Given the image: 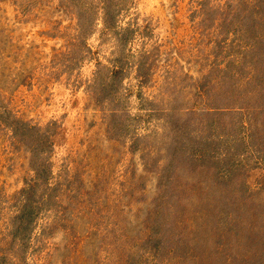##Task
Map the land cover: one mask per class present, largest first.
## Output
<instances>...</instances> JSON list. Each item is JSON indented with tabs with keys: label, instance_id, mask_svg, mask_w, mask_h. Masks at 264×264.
I'll return each mask as SVG.
<instances>
[{
	"label": "rangeland",
	"instance_id": "obj_1",
	"mask_svg": "<svg viewBox=\"0 0 264 264\" xmlns=\"http://www.w3.org/2000/svg\"><path fill=\"white\" fill-rule=\"evenodd\" d=\"M0 264H264V0H0Z\"/></svg>",
	"mask_w": 264,
	"mask_h": 264
}]
</instances>
